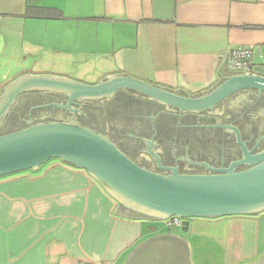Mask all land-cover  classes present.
<instances>
[{
    "label": "crops",
    "instance_id": "obj_1",
    "mask_svg": "<svg viewBox=\"0 0 264 264\" xmlns=\"http://www.w3.org/2000/svg\"><path fill=\"white\" fill-rule=\"evenodd\" d=\"M252 46H264V0H0V94L25 75H125L200 95L234 75L230 52ZM33 172L0 177V264H264V212L183 231L114 214L96 179L59 160Z\"/></svg>",
    "mask_w": 264,
    "mask_h": 264
},
{
    "label": "water",
    "instance_id": "obj_2",
    "mask_svg": "<svg viewBox=\"0 0 264 264\" xmlns=\"http://www.w3.org/2000/svg\"><path fill=\"white\" fill-rule=\"evenodd\" d=\"M257 72L261 73L262 68L257 67ZM34 90L65 93L70 104L75 100L110 97L119 90H133L180 111L195 112L213 108L241 90L262 93L264 78L234 74L205 93L181 96L170 88L125 75L107 77L96 85L63 77L25 75L1 92L0 121L10 112L19 94ZM227 129L236 134L242 158L226 168L215 169L203 164L210 173L184 174L174 167H161L166 173L145 169L105 136L88 128L63 123L32 125L0 135V177L37 170L57 159L96 179L119 203L114 214L150 220L180 217L184 219L183 231H187L189 220L193 218L213 219L264 212L261 141L249 149L237 127L227 126Z\"/></svg>",
    "mask_w": 264,
    "mask_h": 264
},
{
    "label": "flooded vegetation",
    "instance_id": "obj_3",
    "mask_svg": "<svg viewBox=\"0 0 264 264\" xmlns=\"http://www.w3.org/2000/svg\"><path fill=\"white\" fill-rule=\"evenodd\" d=\"M179 95L185 96L183 92ZM63 123L93 130L139 166L160 173H210L242 158L237 127L249 149L264 150V92L241 90L213 108L180 111L133 90L97 100L69 103L65 93L34 90L19 94L0 121V135L32 125ZM202 164V165H200Z\"/></svg>",
    "mask_w": 264,
    "mask_h": 264
},
{
    "label": "built area",
    "instance_id": "obj_4",
    "mask_svg": "<svg viewBox=\"0 0 264 264\" xmlns=\"http://www.w3.org/2000/svg\"><path fill=\"white\" fill-rule=\"evenodd\" d=\"M257 60L261 64L257 63ZM228 67L235 75H260L264 78V46H252L248 48L236 49L230 52ZM257 67L262 68V72H257ZM184 219L172 217L166 220L169 228L183 227Z\"/></svg>",
    "mask_w": 264,
    "mask_h": 264
},
{
    "label": "trees",
    "instance_id": "obj_5",
    "mask_svg": "<svg viewBox=\"0 0 264 264\" xmlns=\"http://www.w3.org/2000/svg\"><path fill=\"white\" fill-rule=\"evenodd\" d=\"M52 10L46 8L29 7L27 16L31 18H55Z\"/></svg>",
    "mask_w": 264,
    "mask_h": 264
},
{
    "label": "rangeland",
    "instance_id": "obj_6",
    "mask_svg": "<svg viewBox=\"0 0 264 264\" xmlns=\"http://www.w3.org/2000/svg\"><path fill=\"white\" fill-rule=\"evenodd\" d=\"M7 69L8 68H5L2 65H0V84H4L5 83V81H3V78H4V74L6 73ZM55 160H57V159H53L52 161H55ZM23 173L34 174L35 172H33V170H27V171L20 172L19 174H23Z\"/></svg>",
    "mask_w": 264,
    "mask_h": 264
}]
</instances>
